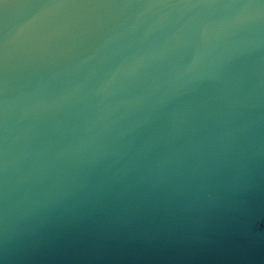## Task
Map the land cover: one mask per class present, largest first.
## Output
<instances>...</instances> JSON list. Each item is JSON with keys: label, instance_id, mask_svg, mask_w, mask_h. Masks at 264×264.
<instances>
[{"label": "water", "instance_id": "1", "mask_svg": "<svg viewBox=\"0 0 264 264\" xmlns=\"http://www.w3.org/2000/svg\"><path fill=\"white\" fill-rule=\"evenodd\" d=\"M0 264H264V0H0Z\"/></svg>", "mask_w": 264, "mask_h": 264}]
</instances>
